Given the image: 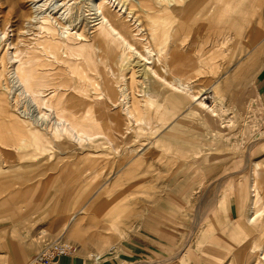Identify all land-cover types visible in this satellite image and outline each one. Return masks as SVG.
Listing matches in <instances>:
<instances>
[{
    "label": "rangeland",
    "instance_id": "rangeland-1",
    "mask_svg": "<svg viewBox=\"0 0 264 264\" xmlns=\"http://www.w3.org/2000/svg\"><path fill=\"white\" fill-rule=\"evenodd\" d=\"M84 2L85 5L78 4L76 0H0V106L6 113L0 114V198L6 195L9 201L14 202L15 191H22L23 204L36 207L42 215L43 211L54 210L56 205L64 206L68 200L81 207L96 194L93 198L96 212L85 221L93 225L87 235L93 236L99 228L101 240H114L117 249L105 258L113 257L118 264H189L200 261L207 256L205 253L208 259L204 260L209 264H236L232 253L248 250L256 242L253 235L250 237L245 217L257 212V219L264 221V174L259 179L261 186H255L256 182L250 175L252 163L264 165V108L260 101L251 97L247 99L246 107L241 109L232 102V88L221 94V106L226 108L221 122L232 130L228 132L223 148L218 147L217 151H214L216 142L209 138L206 126L197 123L195 118L174 141L156 144L160 131L156 127L158 116L155 118L153 110L145 114L151 119L148 127L128 124L123 111L125 101L100 96L102 83L94 66L87 63L88 52L76 49L70 53V64L79 71L83 69L90 81L75 78L71 87L76 90L46 87L39 95L44 104L38 105L24 92L13 74L18 61L17 51L33 47L44 37L38 29L44 18H49L56 29V41L62 40L61 29L83 30L90 34L96 23L95 16L88 1ZM117 10L112 8L113 12ZM238 15H249L250 23L237 37L239 30H228V42L220 48L224 53L217 51L207 55L214 48H201V43L210 36V32L203 30L197 36V61L193 72L188 69L190 63L186 53H179L182 75L185 78L192 76L191 95L197 96L208 88L215 92L217 87L212 85L225 68L232 66L239 57L247 59L246 52L251 47L249 32L264 19V0H244ZM205 28L208 30L207 26ZM236 39L238 47H235ZM84 45L83 41L76 43V47ZM261 61L264 63V56ZM215 64L220 66H213ZM50 65V70L62 69L69 74V67ZM144 83L140 74L135 73L134 81H130L127 75L124 80H112L109 86L118 98L122 85L129 94L142 101L140 96ZM53 84L57 81L54 80ZM60 94H63L65 106L66 101L71 105L70 98L81 102L83 118L80 121L85 127L82 136L100 134L97 138H84L74 143L72 134L68 133L72 146L57 144L50 137L48 140H35V128L58 123L53 101ZM205 103L210 104L209 101ZM99 111L117 125L118 121L112 114L119 112L123 120L122 132L110 123L95 119ZM229 117L231 120L227 124ZM89 123L93 125L90 129ZM163 134L161 136L165 137ZM213 153L219 159L217 163L211 160ZM253 184L256 197L253 196ZM250 200L254 204L246 213ZM158 202L169 205L172 212L176 207L180 235L172 241L171 252L129 262L121 253L120 246L128 239L131 229L124 237H119L108 230V221L123 220L125 224L133 225ZM217 204L220 209H217ZM217 210L219 217L215 219ZM227 227L231 228V233ZM60 232L48 242L58 239ZM78 238L80 241L76 243L91 255L88 247H93L92 241L83 243ZM64 241L74 246L71 241ZM247 250L246 254L249 253ZM187 257L188 263H182ZM261 257L259 255L260 261Z\"/></svg>",
    "mask_w": 264,
    "mask_h": 264
},
{
    "label": "bare ground",
    "instance_id": "bare-ground-1",
    "mask_svg": "<svg viewBox=\"0 0 264 264\" xmlns=\"http://www.w3.org/2000/svg\"><path fill=\"white\" fill-rule=\"evenodd\" d=\"M76 1L78 4L85 5L84 0ZM85 1L90 4L87 3L88 6H91L90 9L93 11L96 22L92 26L93 30L90 34H85L83 30L73 32L61 29L59 34L62 40L56 41L58 40L56 29L52 26L49 18H44L38 27L44 37L33 47L17 51L19 53L18 61H16L13 74L23 87L24 92L30 95L38 105H43L44 100L39 99V95L44 88L58 86L62 89L76 90L75 87H71L75 78L80 80L85 78V81H90L88 77H85L87 74H84L83 69L79 71L70 64V53L75 52L76 49L77 51L84 50L88 52L87 63L94 66L102 83L100 96H107L109 99L115 98L116 101L117 99L125 101L123 111L128 124H143L146 127L151 125V119L145 116L150 109L155 113V118L158 116L156 127L158 126L160 132L156 136L158 139L156 144L171 143L185 132L187 124L195 118L197 123L206 126L211 141L216 142L215 150H213L217 151L218 147L223 148V142L228 139V132L230 133L232 129L221 122L222 117L226 115V108L221 106L220 102L221 94L225 93L228 88H232V102L241 109L246 107L247 99H251V97L259 101L257 90L252 85V81L264 67V63L261 61L264 56V19L262 18L261 23L249 32L251 47L246 52L249 60H247L248 57L246 59L243 56L237 58L232 66L225 68L224 72L220 74L221 76L215 77V83L212 85V87L215 85L217 87L215 92L208 88L196 96L190 94L193 83L192 76L185 78L179 68L181 65L179 53H186L190 63L188 69L193 72L197 61L195 57L198 46L197 36L201 30L210 32V36L201 43V48L206 46L214 48L207 55H213L217 51L224 53L220 48L228 42V30H239L237 33L234 32L237 37L244 29H247L250 23L249 15H238L244 0ZM112 8H117V12H113ZM206 26L208 30L205 28ZM213 34H216L215 38H212ZM77 41H83L86 45L76 47ZM237 44L238 40L236 39L235 47H238ZM185 45L186 48H183ZM20 56H23L22 60H19ZM211 58L212 56H210ZM50 63L69 67V74L62 69L50 70ZM213 66L219 67L220 65ZM135 73L140 74V78L145 82V88L140 96L143 97L142 101L136 99L133 94H129L122 85H120L121 94L118 98L109 83L112 80L116 82L124 80L127 75H129L130 81H134ZM54 80L57 81V84H53ZM62 96L63 94L57 95L53 101L58 123L55 122L54 125H47L44 128H35V133H37L35 140L40 141L41 138L48 140L50 137L57 144L72 146L68 133L72 134L73 142L77 143L83 141L84 138L86 140L97 138L100 134L82 136L85 127L80 121L83 118L80 110L81 102L70 98L71 105H67L66 101L65 106ZM206 101H209L210 104L207 105ZM0 114H6L1 106ZM112 115H115L118 125L111 119L104 118L101 111L98 112L95 119L101 123L104 121L110 123L111 126L118 128V132H122L120 128L123 125L121 115L119 112H114ZM230 120L231 117L227 124ZM89 124L88 128L90 129L93 125ZM79 129H83V131ZM162 134L166 136L163 137ZM212 156L214 157L211 160L217 163L219 159H217L216 153H213ZM263 174L264 165L252 163L250 175L253 177V182H256L255 186L257 184L261 186L259 179ZM255 186L254 184L253 187L251 186L254 197L257 193ZM251 187L249 188L251 189ZM95 195L81 207L72 203L71 200H68L64 206L56 205V208L50 213L53 215L54 226H50L54 229L59 228L61 234L58 239L71 241L77 251L84 249L79 243H76L80 241L78 237L83 243L91 240L95 251L90 255V259L98 262L105 255H112L117 249V245L114 244V240H101L99 228L93 236L87 235L93 225L85 221L89 215L96 212L93 199ZM253 204V201L250 200L246 205V213L250 212ZM219 207L217 204V209H220ZM218 211L215 213V219L217 216L219 217ZM252 215L245 217L244 220L249 228L250 237L253 235L256 242L252 248L242 250L244 253H240L239 250L232 253L236 264H264V221L257 219V212H253ZM108 224V230L116 233L119 237H124L133 226L125 224L123 220H110ZM121 226L124 227L121 228ZM227 228V231L231 233V228ZM246 250L249 252L248 254L245 253ZM258 254L262 255L261 261ZM182 263H188V257Z\"/></svg>",
    "mask_w": 264,
    "mask_h": 264
},
{
    "label": "crops",
    "instance_id": "crops-1",
    "mask_svg": "<svg viewBox=\"0 0 264 264\" xmlns=\"http://www.w3.org/2000/svg\"><path fill=\"white\" fill-rule=\"evenodd\" d=\"M254 86L264 108V70L256 77ZM1 196L0 264H26L39 253L45 243L52 240L59 228L50 226H54L53 215L50 214L52 211H43L40 215L36 207L24 205L22 191H15L14 202L9 201L6 195ZM168 206L155 203L151 209L146 210L141 220L133 224L128 239L120 246L121 253L129 262L155 258L171 252L172 241L180 233L176 223V207L174 206L172 212ZM171 213L175 215L172 216ZM88 248L91 252L95 251L92 246ZM204 255L208 256L207 253ZM207 256L189 264H209L204 260L208 259ZM105 257L94 262L85 249H76L73 256L62 259L59 264H118L115 258Z\"/></svg>",
    "mask_w": 264,
    "mask_h": 264
},
{
    "label": "built area",
    "instance_id": "built-area-1",
    "mask_svg": "<svg viewBox=\"0 0 264 264\" xmlns=\"http://www.w3.org/2000/svg\"><path fill=\"white\" fill-rule=\"evenodd\" d=\"M76 248L62 239L45 243L39 253L26 264H59L75 254Z\"/></svg>",
    "mask_w": 264,
    "mask_h": 264
}]
</instances>
